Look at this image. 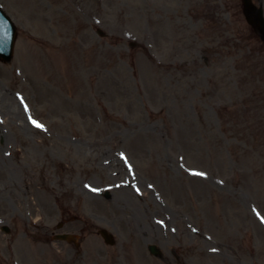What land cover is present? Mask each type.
I'll return each mask as SVG.
<instances>
[{
    "label": "rangeland",
    "instance_id": "obj_1",
    "mask_svg": "<svg viewBox=\"0 0 264 264\" xmlns=\"http://www.w3.org/2000/svg\"><path fill=\"white\" fill-rule=\"evenodd\" d=\"M0 5V264H264V44L240 0Z\"/></svg>",
    "mask_w": 264,
    "mask_h": 264
},
{
    "label": "water",
    "instance_id": "obj_2",
    "mask_svg": "<svg viewBox=\"0 0 264 264\" xmlns=\"http://www.w3.org/2000/svg\"><path fill=\"white\" fill-rule=\"evenodd\" d=\"M242 6L247 21L259 29L262 34V38L264 39V18L262 16L261 7L255 8V6L251 4L250 0H242ZM250 14L254 15V19L250 18ZM15 35L14 25L9 18H7V16L0 11V60L6 62L10 61L13 52ZM106 196L108 195L106 194ZM100 233L106 242L113 243V239H111V236L105 230H100ZM57 237L66 238L68 235L60 234L57 235ZM148 248L152 253L157 254L158 250L154 245H149Z\"/></svg>",
    "mask_w": 264,
    "mask_h": 264
},
{
    "label": "snow or ice",
    "instance_id": "obj_3",
    "mask_svg": "<svg viewBox=\"0 0 264 264\" xmlns=\"http://www.w3.org/2000/svg\"><path fill=\"white\" fill-rule=\"evenodd\" d=\"M25 110L27 111V108H25ZM30 119V121H31V123H33V125L35 126V127H37V128H42L43 127V125L42 124H40V123H38V122H36L35 120H31V118H29ZM197 175H205L204 173H196ZM262 222H264V220H262ZM213 251H215V249H213Z\"/></svg>",
    "mask_w": 264,
    "mask_h": 264
},
{
    "label": "bare ground",
    "instance_id": "obj_4",
    "mask_svg": "<svg viewBox=\"0 0 264 264\" xmlns=\"http://www.w3.org/2000/svg\"><path fill=\"white\" fill-rule=\"evenodd\" d=\"M4 113L7 114V115H9V113L6 112V111H4ZM127 193H128V191H126V189L123 188V190L121 191V195L124 194V195H123V198H124L125 200H126V198H127V195H126Z\"/></svg>",
    "mask_w": 264,
    "mask_h": 264
}]
</instances>
